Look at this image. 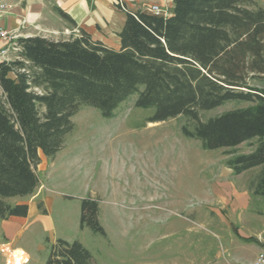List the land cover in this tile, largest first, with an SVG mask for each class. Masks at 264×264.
<instances>
[{
	"label": "trees",
	"instance_id": "1",
	"mask_svg": "<svg viewBox=\"0 0 264 264\" xmlns=\"http://www.w3.org/2000/svg\"><path fill=\"white\" fill-rule=\"evenodd\" d=\"M257 1L173 0L170 16L122 5L118 49L84 29L68 39L19 38L18 56L0 61V220L27 217V203L7 199L37 191L40 151L56 156L81 105L111 117L135 93L136 106L156 109L153 122L194 120L185 135L206 149H229L236 174L260 167L249 187L264 198V87L255 84L264 83V6ZM228 100L251 105L200 119ZM244 142L252 151L238 153ZM98 212L97 198L83 199L81 227L105 234ZM45 264L95 262L80 241L59 239Z\"/></svg>",
	"mask_w": 264,
	"mask_h": 264
},
{
	"label": "rangeland",
	"instance_id": "2",
	"mask_svg": "<svg viewBox=\"0 0 264 264\" xmlns=\"http://www.w3.org/2000/svg\"><path fill=\"white\" fill-rule=\"evenodd\" d=\"M257 2L264 6V0ZM137 98L138 93L130 95L111 117L80 106L62 149L37 167L40 198L50 197L54 231L45 232L43 222L31 215L23 233L8 238L0 220V264H8L1 251L7 244L30 253L26 264H45L59 239L80 241L95 264H250L245 256L235 260L247 252L237 250L231 229L206 211L202 184L209 164L220 166L222 155L231 156L229 149H206L200 139L185 135L184 126L192 129L196 123L185 115L151 121L156 109L136 106ZM250 105L228 100L201 111L200 119ZM249 144L244 142L242 151ZM88 197L99 201L105 234L81 227L82 201ZM37 207L47 213L44 201Z\"/></svg>",
	"mask_w": 264,
	"mask_h": 264
},
{
	"label": "crops",
	"instance_id": "3",
	"mask_svg": "<svg viewBox=\"0 0 264 264\" xmlns=\"http://www.w3.org/2000/svg\"><path fill=\"white\" fill-rule=\"evenodd\" d=\"M121 5L128 9H142L149 11V7L158 4L163 12L161 14L170 16L173 13V0H120ZM10 7L0 12V28H5L19 35V38L42 36L52 40L68 39L77 36L80 29L86 30L94 40L113 47H121L119 32L126 21V11L121 8L118 0H0ZM57 8L67 13L75 23L64 18ZM150 12V11H149ZM5 48L3 41H0V50ZM19 51L12 48L0 61L12 60L18 56ZM244 143L238 146L243 153L252 151L243 150ZM41 163H48V158L40 151ZM228 157H220V166L209 164L211 170L208 172L205 182L203 181L208 212L215 213L223 227L230 228L235 235L233 241L237 250L247 252L244 255H235L238 261L241 256L253 264L259 252L264 248V198L254 194L249 187L252 178L259 171L260 167L249 169L236 174L226 164ZM39 164V166H40ZM216 170H215V169ZM46 170V166H45ZM44 186V184H42ZM39 190V191H38ZM43 190L37 191L26 198H19L11 202L13 204L27 203L29 213L27 217H11L3 222L8 238H17L23 233V228L29 223L31 215H35L45 225V232L54 231L53 220L50 215V202L48 196L41 199ZM42 200L47 207L44 214L37 207ZM30 253L23 247H19ZM31 262V260H30Z\"/></svg>",
	"mask_w": 264,
	"mask_h": 264
},
{
	"label": "built area",
	"instance_id": "4",
	"mask_svg": "<svg viewBox=\"0 0 264 264\" xmlns=\"http://www.w3.org/2000/svg\"><path fill=\"white\" fill-rule=\"evenodd\" d=\"M122 6V5H121ZM10 5L6 3L0 4V12L6 11ZM149 11L160 14L163 12L161 7L158 4H153L149 7ZM19 35H17L14 32H11L5 28H0V41H3L5 44V48L0 50V56L6 57L8 55L9 50L12 48L15 51H19L21 49V45L19 43ZM18 249H13L10 244H7L1 248L2 252H6L8 254V263L9 260H12L13 264H26L29 262V255L26 253V251L22 250V254L20 256H16L15 252ZM27 256V258H24V256ZM253 264H264V248L259 252L257 258L255 259Z\"/></svg>",
	"mask_w": 264,
	"mask_h": 264
},
{
	"label": "bare ground",
	"instance_id": "5",
	"mask_svg": "<svg viewBox=\"0 0 264 264\" xmlns=\"http://www.w3.org/2000/svg\"><path fill=\"white\" fill-rule=\"evenodd\" d=\"M15 254H16L17 257L20 256V255L22 254V250H21V249H20V250L18 249V250L15 252ZM24 258H27V256L25 255ZM9 262H11L10 264H13L11 259L9 260ZM8 264H9V263H8Z\"/></svg>",
	"mask_w": 264,
	"mask_h": 264
}]
</instances>
